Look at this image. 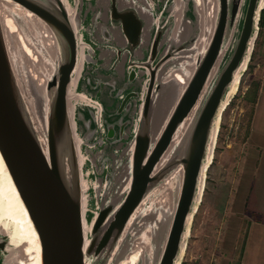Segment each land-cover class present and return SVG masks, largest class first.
Returning a JSON list of instances; mask_svg holds the SVG:
<instances>
[{"label":"water","instance_id":"95a60500","mask_svg":"<svg viewBox=\"0 0 264 264\" xmlns=\"http://www.w3.org/2000/svg\"><path fill=\"white\" fill-rule=\"evenodd\" d=\"M8 1L48 30L58 47L43 153L0 20V158L35 232L40 264H85L87 257L114 254L135 220H142L127 226L142 200L178 170L170 217L160 221L166 234L156 262L175 264L195 212L202 165L233 76L249 61L264 0H215L211 9L209 0H201L200 12L194 0ZM63 1L73 10L71 19ZM206 9H213L210 36L201 26L211 22ZM80 44L73 93L87 103L72 104L69 114L67 90ZM173 86L174 97L163 92ZM83 222L89 225L86 245ZM7 242L0 235V264L9 258Z\"/></svg>","mask_w":264,"mask_h":264},{"label":"rangeland","instance_id":"374dc122","mask_svg":"<svg viewBox=\"0 0 264 264\" xmlns=\"http://www.w3.org/2000/svg\"><path fill=\"white\" fill-rule=\"evenodd\" d=\"M51 1V0H49ZM71 3V0H68ZM215 0H209L211 9ZM213 10V9H212ZM10 18L15 30L5 36L9 56H13V73L17 88L25 107L35 120L40 119L43 106H47L54 88L51 80L55 78V68L59 62L58 47L48 30H38L36 37L29 26L33 17H25L22 11L14 9L11 4L0 1V20ZM28 36L32 44L24 38ZM18 36H22L33 57L27 56L18 47ZM84 40L86 35L83 33ZM39 49V51H38ZM264 77V24L258 29L245 69L241 72L236 91L229 97L227 106L221 112L217 133L211 148V163L205 172L203 191L196 204L188 224V237L184 239L183 254L179 264H237L241 242L244 236L245 219L233 214V190L241 173L246 171V136L249 104L245 95L251 92ZM78 92V91H77ZM72 99L67 95V111L72 106ZM69 115V122L71 123ZM231 188L232 191H231ZM168 190H166V193ZM165 204L170 208L175 194L168 192ZM93 200L88 202L92 207ZM151 216L145 221L136 219L129 233L123 239L116 252L106 259L93 260L87 257L89 264H126L130 253L138 250L134 264H156L166 234V225L160 222L151 231L144 228ZM146 231L147 240L139 239L140 233ZM0 235L4 233L0 232ZM17 258L21 257L19 249L11 250ZM16 260L13 261V264ZM7 264L8 261H5ZM128 264V263H127Z\"/></svg>","mask_w":264,"mask_h":264},{"label":"bare ground","instance_id":"6f19581e","mask_svg":"<svg viewBox=\"0 0 264 264\" xmlns=\"http://www.w3.org/2000/svg\"><path fill=\"white\" fill-rule=\"evenodd\" d=\"M2 2L11 4V6L14 9L22 11L25 17H31L29 13L19 8L16 4L10 3L8 0H2ZM63 2L65 4L66 11L70 15V19H71L73 10L69 9L65 1ZM194 2L200 12L202 10V7L204 6V3L201 2V0H194ZM203 14L206 16V18L211 19L210 25L205 26L203 23L201 24V26L203 25L202 26L203 32H205L206 34H208V36H210L214 16L212 14V10H209V9H206V11H204ZM2 22L5 25L7 31L12 32L15 30V26L12 23L10 18L3 17ZM33 22L34 23H32L29 26V28L33 36L36 37L38 34V30H42L43 27L36 20ZM24 38L26 39V41L32 44V41L28 36L24 35ZM24 38L22 36H18V47L27 56L33 57V55L31 54V51L29 50L28 46L26 45L24 41ZM202 40L205 41L206 43L207 37L206 39L202 38ZM78 41H79V37H78ZM83 48L84 46L80 44L79 49L77 51V63L74 68V72L70 79L68 90H67L69 99H72L73 104H75L76 102L87 103L85 98L82 95H74L73 93L76 80L81 70V63L83 60V55H82ZM10 58L12 61L14 60L13 56H10ZM243 66H244V63L240 67L238 72L234 74L233 80L228 89L227 98L230 97L236 91V87H237V84L240 78V73L245 69L243 68ZM177 79H179V81H182L180 77L178 76H177ZM26 110L28 113L27 114V117L29 119L28 121L31 123V128L33 130V133L43 153H45L46 107L45 105L43 106L40 119L38 120H35L34 117H32V115L29 114V110L27 107H26ZM71 111H72V106L69 109V114H71ZM186 123H187V119L185 120L183 125H181V127L178 128L173 138V142H172L173 144L177 142L180 134L185 128ZM215 127H216V122H215ZM74 145L77 151L78 140L75 137H74ZM167 156H164L163 161L164 159L167 158ZM77 161L79 165L81 162L79 157H77ZM210 163H211V153L209 150V152L207 153L205 157V161L202 165V168H201L200 180H199L198 190H197V197H196L195 204L193 206L191 215L196 209V204L200 200V196L203 191L205 172L208 169ZM179 178H180V173L178 170H175L172 173H170L157 188L151 190L147 194V196L142 200L138 208H136V210L133 212L131 218L129 219L127 223V226L134 218L142 217L141 219L145 221L148 215L153 214L152 220L144 223V228L151 231L152 228L155 227L156 221L160 222L164 220L166 217L168 219V217H170L171 208L165 204V200L169 197V194H168L169 191L173 192L176 195L179 182H180ZM80 187L81 189L85 188V182L82 180L80 181ZM166 190H168L167 193H166ZM81 205L82 207H84V200L81 201ZM189 220H190V217L187 219L184 239L188 237ZM88 231H89V225L83 222L84 245H86L87 243ZM0 232L4 233L7 236V241H8L7 243H8V246H10L9 251L19 249L21 252L20 258H17V256L14 255V253L13 254L10 253L11 257L10 259L7 260L9 264H13L14 260H16L15 261L16 264H40L39 245H38L35 232L31 226V223L29 222L27 218L26 212L17 196V193L11 183V180L7 174V171L3 165L1 158H0ZM139 239L141 241L147 240L145 230L140 233ZM183 250H184V243H182L181 245L180 252L175 261V264H179L178 262H179L180 257L183 254ZM137 254H138V250L137 251L134 250L133 252H131L130 256L128 257V261L125 263L134 264V260H136ZM84 263L89 264L87 259H84Z\"/></svg>","mask_w":264,"mask_h":264},{"label":"crops","instance_id":"0c3cea01","mask_svg":"<svg viewBox=\"0 0 264 264\" xmlns=\"http://www.w3.org/2000/svg\"><path fill=\"white\" fill-rule=\"evenodd\" d=\"M113 34L115 42L120 43L118 33ZM170 88L163 92L174 97L175 87ZM244 147L248 168L241 173L232 193L236 207L233 214L246 221L237 264H264V77L259 82Z\"/></svg>","mask_w":264,"mask_h":264},{"label":"trees","instance_id":"16d2710c","mask_svg":"<svg viewBox=\"0 0 264 264\" xmlns=\"http://www.w3.org/2000/svg\"><path fill=\"white\" fill-rule=\"evenodd\" d=\"M263 24H264V4H263V7L259 13V18H258V23H257L258 29L262 28ZM257 92H258V86L256 85L255 88L251 92H247V94L245 95L246 101L248 102V104L250 106L249 111H248L246 133H247L248 128H249V123H250L251 115L253 112V107H254V104L256 101Z\"/></svg>","mask_w":264,"mask_h":264}]
</instances>
